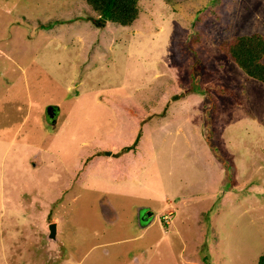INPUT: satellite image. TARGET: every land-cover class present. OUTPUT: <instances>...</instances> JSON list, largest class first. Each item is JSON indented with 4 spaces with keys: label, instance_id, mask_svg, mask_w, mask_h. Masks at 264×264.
Segmentation results:
<instances>
[{
    "label": "rangeland",
    "instance_id": "374dc122",
    "mask_svg": "<svg viewBox=\"0 0 264 264\" xmlns=\"http://www.w3.org/2000/svg\"><path fill=\"white\" fill-rule=\"evenodd\" d=\"M137 5L123 26L85 0H0V264L264 249V83L219 48L264 36V0Z\"/></svg>",
    "mask_w": 264,
    "mask_h": 264
},
{
    "label": "trees",
    "instance_id": "16d2710c",
    "mask_svg": "<svg viewBox=\"0 0 264 264\" xmlns=\"http://www.w3.org/2000/svg\"><path fill=\"white\" fill-rule=\"evenodd\" d=\"M90 9L100 18L119 25H129L138 15L137 0H85ZM220 50L232 60L242 72L257 81L264 83V36L258 33L236 36L230 42H220ZM137 133L131 149L138 140ZM51 210H48L47 214ZM150 219L153 211L149 212ZM138 218V214L136 215ZM170 219L160 215V221L166 224ZM145 219L144 222H146ZM256 264H264V249L258 254Z\"/></svg>",
    "mask_w": 264,
    "mask_h": 264
},
{
    "label": "water",
    "instance_id": "95a60500",
    "mask_svg": "<svg viewBox=\"0 0 264 264\" xmlns=\"http://www.w3.org/2000/svg\"><path fill=\"white\" fill-rule=\"evenodd\" d=\"M98 18L101 20H104L100 17H98ZM54 111H55V106H53V105H49L45 108V113L50 115V117L53 116ZM54 226H55L54 222H51L48 224V232H49V236H51V237H53V235H54Z\"/></svg>",
    "mask_w": 264,
    "mask_h": 264
},
{
    "label": "flooded vegetation",
    "instance_id": "af4514ba",
    "mask_svg": "<svg viewBox=\"0 0 264 264\" xmlns=\"http://www.w3.org/2000/svg\"><path fill=\"white\" fill-rule=\"evenodd\" d=\"M149 215H150L149 212H147V210L143 209V210L138 214V219H139V218L148 219L147 217H148ZM141 220H142V219H141ZM142 221H143V220H142ZM51 222H54V221H48V222L46 223V226H45V231H46L47 236H49V232H48V224L51 223ZM54 223H55V222H54ZM55 225H56V223H55ZM55 234H56V228H55V226H54V236H55ZM49 238H50V236H49ZM51 238H53V237H51Z\"/></svg>",
    "mask_w": 264,
    "mask_h": 264
},
{
    "label": "clouds",
    "instance_id": "9594fccd",
    "mask_svg": "<svg viewBox=\"0 0 264 264\" xmlns=\"http://www.w3.org/2000/svg\"><path fill=\"white\" fill-rule=\"evenodd\" d=\"M105 20V19H104ZM53 106H55V110H56V105H53ZM52 117V116H51Z\"/></svg>",
    "mask_w": 264,
    "mask_h": 264
}]
</instances>
